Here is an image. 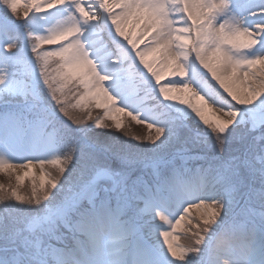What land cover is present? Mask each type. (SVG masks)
<instances>
[{"label":"snow or ice","instance_id":"1","mask_svg":"<svg viewBox=\"0 0 264 264\" xmlns=\"http://www.w3.org/2000/svg\"><path fill=\"white\" fill-rule=\"evenodd\" d=\"M82 3L99 5L101 15H97L92 7H82ZM0 6L6 10L0 11V17H3L0 19V33L5 37L15 22L8 20L9 14L22 21L19 24L21 28H32L33 20H44V12L50 16L55 10L58 16L64 17L53 28L45 29L47 35L35 36L37 43L31 46V50L36 60L42 61L40 78L43 84L60 114L72 124L91 119L90 115L75 119L65 107V99L61 96L73 86L82 89L73 107L87 110L94 105L102 109L104 118L112 122L117 132L123 128L122 117L130 115V110H125L127 97L121 95L119 88L122 77L115 67L119 61L109 60L88 40L87 34L94 27L92 22H110L109 38H120L126 42L127 49H130V52L125 49L128 58L138 61L154 82V91L158 93V97L154 98L161 101L157 107L167 118L146 119L139 115V109L138 115H131L134 122L143 123L148 129L145 140L154 146L153 150H159L176 137L178 127H187L183 123L187 119L208 130L215 138L214 146L219 152H223L237 127H246L253 134L261 131V135L253 136L254 142L261 145L260 155L254 160L234 158L228 163L229 171L236 180L241 169L258 174L262 185L260 195L264 200V112H250L246 119L241 118V109H252L257 101L264 108V0H111V3L109 0H0ZM20 7H26L27 12H18ZM44 28V25H38L34 31L39 32ZM41 42L58 45V48L54 51H37ZM140 45L144 47L140 48ZM15 48L13 39L4 45L3 52L11 53ZM53 58L58 63L49 72L47 68ZM257 65L260 67L257 68ZM193 69L196 70L195 78ZM200 69L215 82L214 85ZM174 77L180 79H172ZM166 79L168 83L162 84V80ZM215 86L235 105L242 107L238 109L229 105L227 110L221 106L213 107L207 93ZM4 92L16 94V89L10 87L9 81L0 75V94ZM169 109L179 115L169 116ZM217 113L224 118L217 116ZM94 127L101 129L107 125L97 119ZM124 134L128 135L127 132ZM56 140L53 138L52 142ZM206 140L207 136H204L203 141ZM51 163L59 165L60 162ZM63 163L66 164L67 160ZM166 163L156 160L147 165L157 177V183L151 186L149 181L139 177L130 182L128 175L120 169H113L104 162L98 163L92 178L80 189L70 191L64 201L54 207L45 205L50 231L63 225L69 231L85 236L88 241L86 246H79L73 253L52 249L54 264H162V261L165 264H250L249 260L235 254L228 238H223L222 245L209 246L205 235L213 226L219 227L223 222L233 203L235 183L221 176L218 183L224 185L222 192L196 191L188 185L162 179L158 169ZM4 164L0 160V170ZM19 167L30 169L32 166L22 164ZM64 172L65 167L58 166V173L62 175ZM102 182L110 185L104 189L103 197L97 191L98 184ZM58 187L56 179L45 180L41 172L39 186L33 184L30 196L18 195L15 188L10 191L0 188V202L39 205L49 201L50 196L54 199ZM165 188L169 198L160 195ZM169 199L176 201V207L173 213L166 216L163 213L169 206ZM85 200L88 207L82 209L81 204ZM135 202L143 203V208L138 209L140 215L158 219L171 229L158 231L162 245L145 243L133 219L125 218ZM190 207L200 210L197 219L203 227L193 234L192 245L184 249L175 243L174 233ZM74 212L76 216H72ZM173 219L175 222H172ZM261 219L264 221V214ZM193 227L197 226L194 224ZM105 231L110 238L102 244L98 243V234ZM156 231L152 229L153 235ZM2 251L4 255L0 256V264H46L44 255L47 252L42 255L38 246L33 249L27 242L23 253L16 249L9 253L7 247Z\"/></svg>","mask_w":264,"mask_h":264},{"label":"rangeland","instance_id":"2","mask_svg":"<svg viewBox=\"0 0 264 264\" xmlns=\"http://www.w3.org/2000/svg\"><path fill=\"white\" fill-rule=\"evenodd\" d=\"M82 7H92L97 15H101L99 5L82 3ZM45 8H47L46 3ZM0 11L6 10L0 6ZM115 11L119 12V9ZM18 12H27V8L20 7ZM42 15L45 19L33 20L32 28H21L19 24L22 21L16 20L9 14L8 20L13 19L15 22L10 26L7 37L0 33V75L9 81L10 87L16 89V94L7 92L0 94V160L5 162L3 169L0 170V188L9 191L15 188L18 195L28 197L31 195L33 184L39 186L41 172L45 180L56 179L59 187L55 190L54 199L50 196L49 201H43L39 205L21 206L14 201L0 202V256L4 255L2 250L5 247L9 249V253L12 249L23 253L27 242L33 249L38 246L42 255L47 252L44 255L46 264H54L52 249L73 253L79 246H86L88 241L85 236L69 231L63 225H58L50 231L45 205L49 208L54 207L63 202L70 191L75 192L80 189L92 178L96 165L101 162L125 172L130 182L139 177L149 181L151 186L157 183V177L153 175V169L147 165L162 160L168 162L158 169L162 179L172 180L175 183L179 181L177 184L182 183L192 189L197 187L194 189L196 191L222 192L224 185L218 183L221 176H226L230 183H235L236 190L232 193L233 203L219 227L213 226V229L205 234L207 243L209 246L222 245V240L226 237L235 254L241 259L249 260L250 264H264V235H262L264 221L261 219L264 214V200L260 195L261 181L258 174H253L248 169H241L239 179L236 180L229 171L228 163L234 158L247 157L249 160H254L260 155L261 145L253 140V136H258L260 133L245 134L243 130L246 127H237L223 152H219L214 146L215 138L208 133V130L187 119L183 120L187 127H178L176 137L161 146L159 150H153L154 146L145 140L148 129L143 123L134 122L131 115H138L137 109H139V115L146 119L167 118L157 107L158 102L161 101L154 98L158 97V93L154 91V82L138 61L128 58L125 52L126 42L120 38H109L110 22L107 24L92 22L94 27L87 34L88 40L93 42L109 60L119 61L115 66L122 77L119 88L121 95L127 97L125 110H130V115L122 117L123 128L117 132L112 127V122L104 118L102 109L94 105H90L87 110L73 107L79 94L82 93V89L73 86L61 96L65 99V107L75 119H84L89 115L91 119H84L80 124H72L60 114L48 88L43 84L40 78L42 61L38 62L31 50V46L37 43L35 36L47 35L45 29L53 28L59 21H63L64 17L58 16L55 10L50 16L48 12ZM38 25H44L45 28L36 32L34 29ZM111 35L114 37V32ZM13 39L16 43L14 51L3 52L4 45L11 43ZM57 48L58 45L41 42V47L37 51H54ZM127 51L130 52V49ZM57 63L55 58L50 60L47 71L51 72ZM168 114L173 117L179 115L170 109ZM97 119L107 127L96 129L94 123ZM123 131L128 133L127 139L123 136L125 142H122ZM204 136H207L206 141H203ZM132 137L137 139L133 140ZM53 138L57 139L55 143L52 142ZM65 160H67L66 164L63 163ZM52 161L60 163L58 165L51 163ZM30 163L36 165L37 170L30 171L23 179H19L17 184L18 178L11 168ZM58 166L65 167L64 174L58 173ZM108 187L110 185L106 182L99 183L97 191L103 197L104 189ZM160 195L169 198L167 188L162 190ZM87 207L88 203L85 200L81 208ZM175 207L176 201L169 199V206L163 214L170 215L175 211ZM139 208H143L142 202L133 203L125 218L133 219L145 243L162 245L163 241L158 237V231L171 229L158 219L140 215ZM198 210L190 207L189 213L174 233L175 243L181 248L187 249L191 246L193 234L198 228L203 227L197 219L200 213ZM76 215L77 213H72V216ZM172 222L175 220L173 219ZM194 224L197 227H193ZM153 228L157 230L155 235L152 233ZM109 238L107 232L103 239L98 234L97 242L102 244ZM162 264L165 262L162 261Z\"/></svg>","mask_w":264,"mask_h":264},{"label":"bare ground","instance_id":"3","mask_svg":"<svg viewBox=\"0 0 264 264\" xmlns=\"http://www.w3.org/2000/svg\"><path fill=\"white\" fill-rule=\"evenodd\" d=\"M110 2H111V0H109V3H110ZM174 19H180V17H174ZM253 27H255V26L253 25ZM139 47H140V48H143L144 45H140ZM197 67L199 68V65H197ZM259 67H260V66L257 65V68H259ZM192 71H193V78H195L196 70L193 69ZM200 72H201L205 77H207L208 81H209L211 84L214 85L215 82L211 81L210 77L207 76V73L204 72L203 69H200ZM172 79L179 80L180 78H179V77H174V78H172ZM198 79H199V78H198ZM167 83H168V80H167V79H166V80H162V84H167ZM181 83H182V81H181ZM200 83H203V82L200 81ZM177 86H180V85L178 84ZM207 99H208V101L211 102V104H212L213 107H215V106H221L223 110H227L229 105H233L235 108H238V109L242 107V106H240V105H235L234 102H233L229 97H227V95H226L225 93H223L222 90L219 89L218 86H215L214 90L209 91V92L207 93ZM250 112H256V113L264 112V108L261 107V102H260V101H257L256 104H255V106H254L252 109H241V118H244V117L247 118ZM216 115L219 116L220 118H224V117L222 116V114H220V113H217ZM193 124H195V123H193ZM243 131L245 132V134H248V133H249L248 130H247L246 128H245V130H243ZM262 131H264V130H262ZM258 132L260 133V134H258V136L261 135V132H260V131H258ZM124 133H125V132L123 131L122 142H125L126 139H127V137H128V136H126ZM249 134H253V133H249ZM254 134H257V133H254ZM123 136H124L126 139L123 138ZM232 154H233V153H232ZM29 165L32 166L30 169H27V168H21V167H16V168H11V169L13 170V173H14V175H15L17 178H19V179H23V178L25 177L26 173L28 174V173H29L30 171H32V170H37L36 165H33V164H31V163H30ZM198 211L200 212V210H198Z\"/></svg>","mask_w":264,"mask_h":264}]
</instances>
